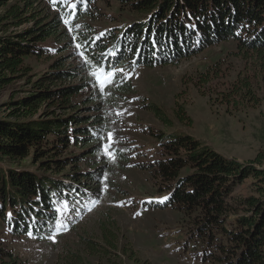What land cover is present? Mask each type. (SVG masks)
I'll return each mask as SVG.
<instances>
[{
  "label": "trees",
  "instance_id": "trees-1",
  "mask_svg": "<svg viewBox=\"0 0 264 264\" xmlns=\"http://www.w3.org/2000/svg\"><path fill=\"white\" fill-rule=\"evenodd\" d=\"M120 1L137 13L136 19L121 20L116 27L103 28L73 22L77 18L99 21V13L90 9L93 0L81 8L78 5L74 15H65L67 6L59 2L53 5L49 0L58 14L44 17L35 7L41 0H0V91L18 78L30 76L25 59L49 57L58 47L64 48L61 51L64 52L73 46L83 54L81 64L67 65L62 70L66 63L56 60L51 69L54 72H45L36 86L60 76L71 79L77 68H84L91 75L97 63L120 67L124 74L140 66L175 63L231 37L244 50L253 53L261 64L264 79V0ZM37 20L31 27L9 30ZM101 33L102 38L96 40ZM77 44L82 46L77 48ZM112 52L116 53L115 57L111 56ZM86 60L90 63H85ZM89 80L87 87H93L94 77ZM131 84L129 78L117 79V87L103 95L93 87L95 95L88 102L97 101L110 113L128 98L133 89ZM249 86L245 83L237 94L241 91L249 94ZM37 88L32 98L14 107L12 116L0 118V161L8 159L16 165V161L25 160L29 151L34 160L44 153L47 159L37 167L33 163L32 171L18 165L5 169L0 164V223L9 237H30L31 232V237L42 241L59 224L66 229L71 227L74 214L86 203L88 187L92 190L82 181L81 173L66 171L74 168V158H64L59 163L54 154L78 147L91 159L99 157L107 162L99 151L101 143L106 141H100L98 134L107 138L109 120L106 115L79 120L75 114L79 108L72 97L79 93L80 86L56 90ZM53 97L60 112L51 113L46 120L31 118ZM99 108L98 105L94 109ZM150 109L153 115L164 120L159 108L150 105ZM184 112L180 110L178 118L191 125ZM163 139L160 137L159 141ZM165 142L162 145L166 158L157 162L156 174L162 184H170L166 207L198 213L197 234L207 242L200 253L202 260L219 261V264H264V155L259 153L247 163H239L187 135H174ZM116 156L117 161L124 160V154L119 152ZM88 164L92 165L93 161ZM185 169L191 173L181 177ZM244 180H252L253 194L234 198L235 189ZM63 231L61 228L60 233ZM97 231L94 237L82 238L78 247L65 248L54 264H150L138 257L113 220L100 222ZM216 239L228 244V248L216 245ZM8 248V241L0 236V264H28ZM219 250L225 253L224 257L215 254Z\"/></svg>",
  "mask_w": 264,
  "mask_h": 264
},
{
  "label": "rangeland",
  "instance_id": "rangeland-1",
  "mask_svg": "<svg viewBox=\"0 0 264 264\" xmlns=\"http://www.w3.org/2000/svg\"><path fill=\"white\" fill-rule=\"evenodd\" d=\"M41 2L35 5L41 17L58 14L49 0ZM9 3L13 4L12 1ZM90 9L99 13V21L77 18L73 22L113 28L120 25L121 20L137 17V13L120 0H93ZM61 17L64 18V13ZM37 22L9 30L19 31ZM61 45L64 47L65 43ZM63 49L56 48L49 57L25 59L30 76L18 78L0 91V118L11 115L22 100L32 98L37 87L56 90L80 86L79 93L72 97L79 108L75 114L81 122L88 116L106 115L108 132L114 133L119 141L113 147L116 153L124 154V160L119 162L116 158L114 162L110 159L105 162L99 157L91 159L78 147L54 154L59 163L64 158H74V168L66 171L81 173L82 181L91 187L92 190L87 189L90 191L89 205L71 227L56 235L55 243L48 238L39 241L34 237H9L0 223V236L8 241V249L28 264H54L65 248L78 247L82 238L94 237L98 234L100 222L109 219L116 222L123 239L133 247L138 257L150 264H219V261L202 260L200 253L207 242L197 234L198 213L166 207L170 184H162L156 174V165L166 158L163 142L174 135L190 136L201 145L239 163H247L259 153L264 155V79L261 64L252 52L243 49L239 41L226 38L175 63L140 66L130 75L132 92L109 113L110 110L103 104L88 102L95 93L92 86L87 87L92 76L83 71L84 68H77L71 79L60 76L36 86L56 60L66 63L62 70L67 65L81 64V54L73 46L61 52ZM245 83L250 85V93L241 91L237 94ZM98 105L100 108L95 110ZM150 105L159 108L164 120L151 113ZM180 110L185 111V118L191 120V125L178 118ZM60 111L53 97L47 99L31 118L46 120L51 113ZM120 112L123 115H117ZM160 137H164L161 142ZM40 155L34 160L32 151H29L23 162L16 161L15 164L32 171L35 168L31 167L33 163L37 167L47 159L45 153ZM89 161L93 164H88ZM0 164L5 169L10 165L16 166L8 159L0 161ZM190 173V169H185L181 177ZM105 174L107 179L102 183ZM93 177L95 180L92 181ZM251 181L244 180L237 186L234 198L252 195ZM93 201L98 203L93 206ZM230 219H233L232 214ZM215 241L219 247L228 248L223 241ZM215 254L220 258L225 256L220 250Z\"/></svg>",
  "mask_w": 264,
  "mask_h": 264
},
{
  "label": "snow or ice",
  "instance_id": "snow-or-ice-1",
  "mask_svg": "<svg viewBox=\"0 0 264 264\" xmlns=\"http://www.w3.org/2000/svg\"><path fill=\"white\" fill-rule=\"evenodd\" d=\"M62 3L63 5L67 6L68 11L65 13V15H74L75 14V9L77 8V6H84L87 4L88 0H50V3H52L53 5H55L56 3ZM66 24L68 23V20L65 19L64 21ZM71 31V29H69ZM103 33L100 34V36L96 37V40H99L100 38H102ZM82 45L81 44H77L76 47L80 48ZM81 55H83L81 53ZM112 57L116 56L115 52L111 53ZM85 63H90V61H85ZM135 63V61L133 62ZM96 71L91 72V75L94 77V83H93V87L97 88L99 93L101 95L106 94L107 92H109L112 88L117 87V79H126L128 78L126 74H124L122 69H118L115 67H105L100 63L96 64ZM117 115H123V112L117 113ZM113 123H115V121H113ZM98 138L100 141H106L101 143L100 145V153L106 157L107 159L112 160L113 162L116 160L117 156H116V152L115 149L113 147L114 144L118 143L119 141L114 137V133L112 132H108L107 133V138L102 135V134H98ZM107 179V175L105 174V176L102 178L101 182L103 183L104 181H106ZM107 187V185H105V188ZM164 199H167V197H165ZM163 202V201H161ZM98 203V201H93L92 204L93 206ZM64 207H67V205L65 204ZM91 210V209H89ZM59 211V209L57 210ZM11 216V214H9ZM61 228H64V230L66 231V227L63 224H59L56 226L54 233L50 234L47 238L51 239L54 243L56 242V235L61 234L60 230ZM28 235L31 237L32 233L29 232ZM43 238V237H41Z\"/></svg>",
  "mask_w": 264,
  "mask_h": 264
}]
</instances>
